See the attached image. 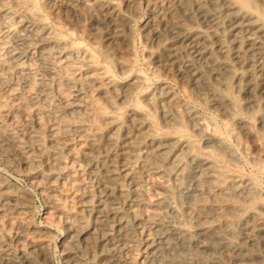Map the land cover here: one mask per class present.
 <instances>
[{
    "label": "bare ground",
    "instance_id": "bare-ground-1",
    "mask_svg": "<svg viewBox=\"0 0 264 264\" xmlns=\"http://www.w3.org/2000/svg\"><path fill=\"white\" fill-rule=\"evenodd\" d=\"M244 160L264 180V0H0V163L46 202L0 177V264H54L56 226L57 264H264Z\"/></svg>",
    "mask_w": 264,
    "mask_h": 264
},
{
    "label": "rangeland",
    "instance_id": "rangeland-1",
    "mask_svg": "<svg viewBox=\"0 0 264 264\" xmlns=\"http://www.w3.org/2000/svg\"><path fill=\"white\" fill-rule=\"evenodd\" d=\"M142 7V8H141ZM141 9V10H140ZM139 19L137 18V19H135V21H134V29H133V32H132V39H134V41H136L135 42V45H136V55H137V64H136V66L138 67L137 68V70H139V71H141V72H143V73H147V77H148V84H154V83H156V81L157 82H161L162 81V79H160L159 77H157L150 69H149V67H148V65H147V63H146V61L143 59V56H142V51L140 52V50H142L141 49V47L140 46H138L139 44H138V38H137V28L141 25L140 23H142V21L144 20V18H145V16H146V10L144 9V3H143V1H140V3H139ZM143 16H142V15ZM144 17V18H143ZM138 21V22H137ZM87 26V25H86ZM88 27H89V25H88ZM140 49V50H139ZM139 60V61H138ZM112 70H114V73H115V75H116V77L118 78V74H117V72L115 71V69L111 66V65H108ZM141 67H143V68H141ZM145 68V69H144ZM149 70V71H148ZM151 71V72H150ZM155 75V76H154ZM154 76V77H153ZM152 79H154V80H152ZM154 81V82H153ZM168 85H170L177 93H178V95L179 96H181V93L180 92H178L177 91V88H176V85H175V83L173 82V81H167L166 82ZM175 85V86H174ZM194 106L199 110V111H201L202 113H204L205 115H209L210 117H212V119H213V121L215 122V124L217 125V127H218V129L220 130V131H222L223 132V134L225 135V134H227L226 133V129H225V127H224V124H223V122H221L220 120H218V118H216V117H214L209 111H207L204 107H202V106H198V105H196V104H194ZM206 111V112H205ZM223 126V127H222ZM224 137H228V134L227 135H225ZM226 141L228 142V143H230L229 142V140H228V138L226 139ZM231 145V144H230ZM233 147V146H232ZM244 163H243V169H241V172L244 174V175H249V176H251L257 183H258V185L260 186V187H262V188H264V180L262 179V176H260V175H257L252 169H251V167H250V165L244 160L243 161ZM246 165V166H245ZM1 169H2V171H1ZM245 169V170H244ZM249 170H251V171H249ZM251 172V173H250ZM252 172H253V174H252ZM252 174V175H251ZM3 175V176H2ZM253 175L255 176V177H253ZM26 176H27V173L26 172H21V171H12V172H7L6 170L4 171V169H3V167H2V165H1V163H0V177L1 178H3V179H5V180H8L9 182H10V184H12V185H14L15 187H19V188H22V189H26L27 191H29L31 194H32V196H33V199H34V209H33V212H32V220H33V223L35 224V225H42L43 223V225H45V222H44V220H43V218H42V215H43V211H44V209L46 208V202H45V200H44V198H43V196L40 194V193H38L37 191H36V189L35 188H33V186L32 185H30V184H28L26 181H25V178H26ZM259 179H261V180H259ZM261 184V185H260ZM22 186V187H21ZM36 197V198H35ZM45 205V206H44ZM40 210H41V212H40ZM38 222H39V224H38ZM57 228V229H56ZM60 231H59V230ZM61 229L59 228V227H52V233L54 234V236H55V241L53 240L52 241V243H51V254H53V255H55V257H54V260H55V262H54V264H57V260H59L60 259V255H59V253L58 252H55V249H56V246L57 245H59V243H58V238L57 237H60V235H61ZM53 248V249H52Z\"/></svg>",
    "mask_w": 264,
    "mask_h": 264
}]
</instances>
